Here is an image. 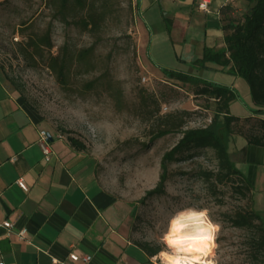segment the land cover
Wrapping results in <instances>:
<instances>
[{"label": "rangeland", "instance_id": "1", "mask_svg": "<svg viewBox=\"0 0 264 264\" xmlns=\"http://www.w3.org/2000/svg\"><path fill=\"white\" fill-rule=\"evenodd\" d=\"M141 20L135 0H0L1 80L45 127L85 145L82 152L105 191L135 205L133 239L164 247L161 236L174 212L207 208L220 225L207 259L250 264L251 231L234 227L231 220L252 210L251 200L236 195L231 183L212 189L198 177L199 171L215 170L212 151L170 164L165 194L141 202L156 186L161 158L179 132L206 126L214 110L211 100L193 94V85L145 65L137 45ZM29 42L34 46L26 47ZM54 57L64 64L63 77L51 67ZM155 59L159 68L177 71L167 54ZM236 88L230 114L252 112L245 80L239 78ZM244 127L238 124L236 131ZM165 129L174 131L155 138Z\"/></svg>", "mask_w": 264, "mask_h": 264}, {"label": "crops", "instance_id": "2", "mask_svg": "<svg viewBox=\"0 0 264 264\" xmlns=\"http://www.w3.org/2000/svg\"><path fill=\"white\" fill-rule=\"evenodd\" d=\"M200 1L135 0L142 19L136 24L137 45L145 65L169 70L155 63V57L167 54L177 71L188 73L204 48H224L222 3L214 2L203 12L197 7ZM247 5L246 0L226 3L234 13ZM192 67V74L205 81L237 89L239 78L218 66ZM211 71L220 73V78L207 79L205 74ZM236 117L264 120V110L257 114L242 110ZM40 131L52 139L49 162L38 144ZM228 153L251 188L252 210L264 228V148L247 145L241 135H233ZM20 179L26 191L17 186ZM135 211V205L99 185L89 158L45 127L34 110L7 90L0 75V263L84 264L71 263L68 256L73 253L89 256L86 264H153V257L138 248L132 237ZM5 221L12 223L10 232L1 226ZM21 229L26 233L23 240L16 236Z\"/></svg>", "mask_w": 264, "mask_h": 264}, {"label": "trees", "instance_id": "3", "mask_svg": "<svg viewBox=\"0 0 264 264\" xmlns=\"http://www.w3.org/2000/svg\"><path fill=\"white\" fill-rule=\"evenodd\" d=\"M246 1L247 7L237 16L231 15L232 9L229 6L220 8L221 14L225 16L222 25L224 48L218 50L204 48L201 58L192 66L205 69L208 64L215 65L226 70L227 74L245 80L255 107L253 113L257 114L264 110V0ZM84 25L86 26L87 22ZM31 46H34L32 42L26 43V47ZM51 60V67L57 66L58 76L63 77L64 64H59L57 57ZM161 73L170 80L193 85L194 95L211 100L214 103L213 117L204 127L179 132V140L161 158V172L156 186L145 194L141 202L165 194L170 164L187 161L195 153L204 150L213 152L215 170L199 171L198 177L212 189L218 185L231 183L236 195L246 198L247 201L251 200L249 184L229 158L228 143L231 136L241 135L247 145L264 148V120L252 117L241 119L231 115L229 104L236 99V94L228 87L181 71L163 69ZM238 124L245 126V129L236 131ZM173 131L165 129L155 138ZM66 140L75 151L82 152L85 149V145L74 137H68ZM231 223L234 227L251 231L247 248L250 264H264V228L258 215L249 209L238 214ZM135 245L150 258L163 247L147 241H135Z\"/></svg>", "mask_w": 264, "mask_h": 264}, {"label": "clouds", "instance_id": "4", "mask_svg": "<svg viewBox=\"0 0 264 264\" xmlns=\"http://www.w3.org/2000/svg\"><path fill=\"white\" fill-rule=\"evenodd\" d=\"M219 229L207 208L193 206L174 212L161 236L164 247L153 257V264H215L206 257L216 247Z\"/></svg>", "mask_w": 264, "mask_h": 264}, {"label": "built area", "instance_id": "5", "mask_svg": "<svg viewBox=\"0 0 264 264\" xmlns=\"http://www.w3.org/2000/svg\"><path fill=\"white\" fill-rule=\"evenodd\" d=\"M231 0H201L198 3V9L200 11L203 12H208L210 6L212 5V3L214 2H221L223 6H226V3L230 2ZM220 7V8H221ZM211 121V119H208L207 124H209ZM47 133L45 131H40L39 133V147L41 150V153L43 155V159L45 162H49L51 160V151L50 148L48 146V137H47ZM59 138H61V136H59ZM17 186L23 190L26 191L27 187L24 184V182L20 179L16 182ZM1 226L6 229L8 232H10V230L12 229V223H10L9 221H5L1 224ZM25 230L21 229L20 231H18V233L16 234V236L18 237L19 240H23L25 238ZM68 259L71 263H77V262H82L84 264L88 263L90 261V257L89 256H83V257H79L73 253L69 254ZM53 264L58 263L56 260H52ZM2 264V263H0Z\"/></svg>", "mask_w": 264, "mask_h": 264}, {"label": "water", "instance_id": "6", "mask_svg": "<svg viewBox=\"0 0 264 264\" xmlns=\"http://www.w3.org/2000/svg\"><path fill=\"white\" fill-rule=\"evenodd\" d=\"M47 137H48V143L51 142L52 139H51L50 135H47Z\"/></svg>", "mask_w": 264, "mask_h": 264}, {"label": "bare ground", "instance_id": "7", "mask_svg": "<svg viewBox=\"0 0 264 264\" xmlns=\"http://www.w3.org/2000/svg\"><path fill=\"white\" fill-rule=\"evenodd\" d=\"M211 254H212V253H211ZM211 254H210V255H211ZM208 257H209V256H208ZM208 257H206V259H207Z\"/></svg>", "mask_w": 264, "mask_h": 264}]
</instances>
